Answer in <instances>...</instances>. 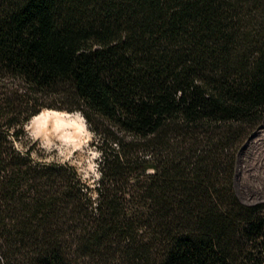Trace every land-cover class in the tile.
Returning a JSON list of instances; mask_svg holds the SVG:
<instances>
[{
	"label": "trees",
	"instance_id": "obj_1",
	"mask_svg": "<svg viewBox=\"0 0 264 264\" xmlns=\"http://www.w3.org/2000/svg\"><path fill=\"white\" fill-rule=\"evenodd\" d=\"M43 107L100 135L96 207L9 139ZM263 122L264 0H0V264H264Z\"/></svg>",
	"mask_w": 264,
	"mask_h": 264
},
{
	"label": "rangeland",
	"instance_id": "obj_2",
	"mask_svg": "<svg viewBox=\"0 0 264 264\" xmlns=\"http://www.w3.org/2000/svg\"><path fill=\"white\" fill-rule=\"evenodd\" d=\"M45 108L50 107H43L41 111ZM80 113L84 117L87 128L86 138L80 144L66 143L60 139L48 142L46 138L36 135L29 125L33 116L24 123L25 132L20 137L13 134L14 129L8 131V137L14 148L28 155L33 164L59 165L75 172L94 208L99 201L98 188L102 178L103 155L99 147L102 140L99 134L91 130L84 114ZM111 145L116 149L119 148L116 142H112ZM150 171L153 170L150 168L148 172ZM234 179L236 193L243 203L264 204V131L258 132L256 128L239 149Z\"/></svg>",
	"mask_w": 264,
	"mask_h": 264
},
{
	"label": "bare ground",
	"instance_id": "obj_3",
	"mask_svg": "<svg viewBox=\"0 0 264 264\" xmlns=\"http://www.w3.org/2000/svg\"><path fill=\"white\" fill-rule=\"evenodd\" d=\"M36 135L52 142L60 139L63 142L80 144L87 133L83 115L79 112H68L45 108L35 114L29 123Z\"/></svg>",
	"mask_w": 264,
	"mask_h": 264
},
{
	"label": "built area",
	"instance_id": "obj_4",
	"mask_svg": "<svg viewBox=\"0 0 264 264\" xmlns=\"http://www.w3.org/2000/svg\"><path fill=\"white\" fill-rule=\"evenodd\" d=\"M257 129H258V132L264 131V122Z\"/></svg>",
	"mask_w": 264,
	"mask_h": 264
}]
</instances>
